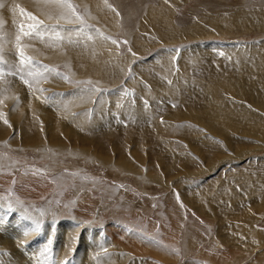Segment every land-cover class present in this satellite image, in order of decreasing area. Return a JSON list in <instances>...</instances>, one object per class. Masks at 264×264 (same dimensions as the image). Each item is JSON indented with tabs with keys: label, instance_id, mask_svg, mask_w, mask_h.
<instances>
[{
	"label": "rangeland",
	"instance_id": "obj_1",
	"mask_svg": "<svg viewBox=\"0 0 264 264\" xmlns=\"http://www.w3.org/2000/svg\"><path fill=\"white\" fill-rule=\"evenodd\" d=\"M7 1L0 264H264V0Z\"/></svg>",
	"mask_w": 264,
	"mask_h": 264
},
{
	"label": "bare ground",
	"instance_id": "obj_2",
	"mask_svg": "<svg viewBox=\"0 0 264 264\" xmlns=\"http://www.w3.org/2000/svg\"><path fill=\"white\" fill-rule=\"evenodd\" d=\"M23 3H24V6H25V4H26V2L24 1V0H18V5H23ZM0 4H4V5H7L8 4V1L7 0H1L0 1ZM28 6H30L29 4H28ZM2 7V6H1ZM19 8V7H18ZM7 10H8V8H7ZM5 11V10H4ZM0 14H1V12H0ZM3 14V13H2ZM3 20V19H2ZM90 41V40H89ZM99 48H100V46H99ZM262 54H264V52L262 53ZM261 53H259V55H262ZM262 56H264V55H262ZM259 57H261V56H259ZM264 58V57H263ZM264 62V61H263ZM259 63V62H258ZM260 64V63H259ZM262 64V63H261ZM84 67V66H83ZM261 70H263L264 71V63H263V68H261ZM262 71V72H263ZM263 74V73H262ZM259 75V74H258ZM47 87V86H46ZM227 90H234V89H232V88H230V87H228L227 88ZM1 92V91H0ZM74 96V95H73ZM215 96V95H214ZM77 97V96H76ZM76 99V98H75ZM213 101V100H212ZM215 103V102H214ZM231 103V102H230ZM213 104V103H212ZM215 105L216 106H219L220 107V111H221V113H223V114H227V112L225 111L227 108H229L230 107V104H222V103H215ZM214 105V106H215ZM233 106V104L231 105V107ZM36 107H38V106H34V108H36ZM13 112V111H12ZM11 113V112H10ZM229 113V112H228ZM232 114V113H231ZM230 114V115H231ZM34 115H36V112L34 113ZM235 115V114H234ZM226 117H227V119H223V120H226V122L228 123V121H230L231 119H229V116H227L226 115ZM231 117V116H230ZM207 118V117H206ZM217 118V116L216 115H214V119H216ZM211 119H213V118H211ZM44 120V119H43ZM49 120V119H48ZM238 122V121H237ZM248 122V121H247ZM46 123V122H45ZM209 123V122H208ZM211 123V122H210ZM225 123V122H224ZM226 123V124H227ZM52 124V123H51ZM217 124V123H216ZM218 124H221V122L220 123H218ZM229 124V123H228ZM227 124V125H228ZM246 124V123H245ZM53 125V124H52ZM169 125H171V124H169ZM230 125V124H229ZM228 125V126H229ZM172 126V125H171ZM213 126V125H212ZM219 127V126H218ZM217 128V127H216ZM221 129H222V126H221ZM226 129V128H225ZM227 129H229V128H227ZM225 131V130H224ZM231 131V130H230ZM262 131V130H261ZM264 131V130H263ZM221 133H223V136L222 137H226V138H229L228 137V131L226 132H223L222 130H221ZM251 133V132H250ZM263 133V132H262ZM50 135V134H49ZM222 135V134H221ZM220 136V135H219ZM164 138V137H163ZM224 147H225V145H224ZM179 152V151H178ZM230 152V151H229ZM41 154H45L46 153V151H41L40 152ZM187 153V152H186ZM69 155L70 156H73V157H75L76 156V151H69ZM193 155V154H192ZM196 156V155H195ZM232 156H237V155H235V154H233ZM183 157V156H182ZM79 158H80V156H79ZM98 161H101V162H103V163H105L111 170L113 169V170H115V171H117V170H124V172H129L131 169H129L127 166H126V164L125 163H120V162H118L117 163V161H113V160H107V161H104V159L103 158H96L95 159V162L97 163ZM112 170V171H113ZM159 175V174H158ZM160 176V175H159ZM159 176H157V174L155 175V176H153V175H149V174H145V183H148V182H160L161 184H165V181L163 182V179L162 178H160ZM2 211V210H1ZM4 213V212H3ZM2 216V215H1ZM2 218V217H1ZM4 220V219H3ZM2 222V221H1ZM11 222V221H10ZM28 223V222H27ZM6 225V224H5ZM25 225H21L20 223H15V225H13L12 227L11 226H9L8 228H7V231L9 232V231H14V232H16V231H19L20 229H21V231H22V229H23V227H24ZM6 230V229H5ZM24 230V229H23ZM26 230V229H25ZM30 232H31V229H28ZM20 231V232H21ZM19 232V233H20ZM62 232V231H61ZM10 234V233H9ZM12 234V233H11ZM14 234H16V233H14ZM13 234V235H14ZM20 235V234H19ZM12 236V235H11ZM30 236V235H29ZM29 236H27V237H29ZM32 236V235H31ZM30 236V237H31ZM17 237V236H16ZM23 237V236H22ZM26 237V236H25ZM2 238H0V240H1ZM4 239V238H3ZM2 241V240H1ZM42 241V240H41ZM5 242V241H4ZM9 242V241H8ZM45 242V241H44ZM99 242H101V241H99ZM37 243V242H36ZM38 244H40V243H38ZM7 245V244H6ZM5 245V246H6ZM37 245V244H36ZM70 245V244H69ZM89 245V244H88ZM98 245H99V243H98ZM101 245V244H100ZM99 245V246H100ZM1 246H3L4 247V245H1ZM34 246V245H33ZM32 246V247H33ZM42 246V245H41ZM104 246H106V245H104ZM11 247V246H10ZM7 248V247H6ZM0 249H1V247H0ZM3 249V248H2ZM34 249V248H33ZM83 249L85 250V248L83 247ZM78 250H80V251H82V247L81 246H79V249ZM40 251H41V247H40ZM39 251V252H40ZM48 251V250H47ZM43 252H44V250H43ZM54 252H55V250H54ZM58 252V251H57ZM29 253V252H28ZM31 253V252H30ZM34 253V252H33ZM41 253V252H40ZM45 253V252H44ZM80 254V253H79ZM79 254H77V255H79ZM83 254V253H82ZM29 255V254H28ZM41 255V254H40ZM77 255H75V256H77ZM112 255V254H111ZM33 256V255H32ZM58 256H60V255H58ZM29 257V256H28ZM44 257V256H43ZM79 257H80V259H82L83 257H84V254L82 255V257L79 255ZM35 258V257H34ZM38 258V257H37ZM39 258H40V256H39ZM42 258V257H41ZM40 258V259H41ZM100 258V257H99ZM39 259V260H40ZM32 260V259H31ZM43 260V259H42ZM99 260V259H98ZM103 259H100V261H102ZM81 261V260H80ZM92 261V260H91ZM91 261L89 260L87 263L88 264H91ZM105 261V260H104ZM103 261V262H104ZM37 262H38V259H37ZM97 262V261H96ZM99 262V261H98ZM93 263V262H92ZM100 263V262H99ZM31 264H34V263H32V261H31ZM59 264V263H58ZM74 264V263H73ZM77 264V263H76ZM81 264H83V262H81ZM98 264V263H97Z\"/></svg>",
	"mask_w": 264,
	"mask_h": 264
},
{
	"label": "snow or ice",
	"instance_id": "obj_3",
	"mask_svg": "<svg viewBox=\"0 0 264 264\" xmlns=\"http://www.w3.org/2000/svg\"><path fill=\"white\" fill-rule=\"evenodd\" d=\"M43 2L44 3H50V4H57L59 6L66 7L67 9L71 10L73 12V14H75V9H74L73 5L71 4V0H43ZM20 11L24 16H26L31 21V23L26 25V26L25 25L20 26L21 35L22 36H35V37L43 39L44 35L50 30V26L44 25L43 21L38 20L31 13L25 12L24 9H20ZM61 18H63V17H61ZM77 19H79L78 16H77ZM25 27H27V29H28L27 31H25ZM52 30L55 31V29H52ZM21 35H18L16 37V40H17V58L20 61L21 65H31L35 62H33L30 57H27L25 55L23 47L20 45ZM114 43H115V41H114ZM0 62H2V58H0ZM42 67H46V66H42ZM48 71H52V69H48ZM29 75L39 76L38 73H29ZM25 83L29 84V86H30L29 81H25ZM90 91H96V89L93 88V89H90ZM2 115L3 114H0V116H2ZM5 123H7L6 120H5ZM25 235H27V233H25ZM49 243H51V241H49ZM65 264H68V262H65Z\"/></svg>",
	"mask_w": 264,
	"mask_h": 264
}]
</instances>
